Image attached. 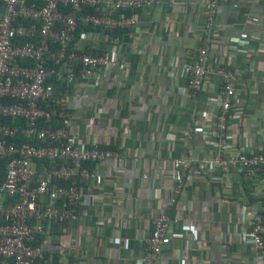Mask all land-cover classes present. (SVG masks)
<instances>
[{"label": "crops", "instance_id": "0c3cea01", "mask_svg": "<svg viewBox=\"0 0 264 264\" xmlns=\"http://www.w3.org/2000/svg\"><path fill=\"white\" fill-rule=\"evenodd\" d=\"M203 4V0H160L157 9L135 14L140 30H128L119 46L99 42L93 34L76 36L75 48L114 53L117 65L99 80L71 87L67 101L72 125L84 141L113 150L118 157L100 165L104 184H83L78 218L47 228L41 264H136L147 253L152 221L161 210L176 215L179 228L193 224L199 237L191 246L183 236L174 240L153 264H178L180 252L186 264H264V250L242 244L233 233L249 229L244 223L252 209L264 210V169L252 179L235 173L225 184L212 179L210 171L205 175L196 171L186 179L187 197L172 202L173 158L200 157L216 149L212 140L203 142L198 129L218 111L221 76L211 74L196 99L188 91V80L176 79L200 46V34L193 26L205 21ZM220 6L218 39L241 33L258 37L238 54L232 67L240 72L237 110L243 116L233 121L228 133L233 145L261 152L264 0H221ZM211 61L229 63L223 43L213 46ZM153 179L161 190L159 200L152 195ZM116 237L119 244L113 240Z\"/></svg>", "mask_w": 264, "mask_h": 264}, {"label": "built area", "instance_id": "2783aa9c", "mask_svg": "<svg viewBox=\"0 0 264 264\" xmlns=\"http://www.w3.org/2000/svg\"><path fill=\"white\" fill-rule=\"evenodd\" d=\"M203 2L205 21L193 26L200 34V46L181 66L176 79L188 80V91L196 99L211 74L221 76L218 111L198 129L203 142L212 140L216 149L200 157L173 158V203L187 197L186 179L196 171L204 175L210 171L212 179L225 184L235 173L252 179L264 169V151L252 153L233 145L228 133L233 121L243 116L237 110L240 72L232 67L238 54L246 52L258 37L241 33L236 38L218 39L215 26L221 0ZM159 4L160 0H0V264L45 261L42 239L47 228L77 219L83 184H104L100 165L118 157L113 150L84 141L72 125L73 111L67 101L71 87L86 86L92 78L99 80L117 65L114 53L97 55L75 48L79 22V35L93 34L99 42L109 41L115 47L122 38H109L108 31H139L135 12L152 11ZM87 7L96 13L86 12ZM126 11L134 14L125 16ZM220 43L228 50L226 66L211 61L212 48ZM247 134L242 132L243 137ZM260 135L264 138V129ZM156 179L151 193L159 200L162 194ZM261 210L258 206L250 212L244 223L248 230L233 231L242 244L257 250H264ZM179 226L176 215L161 210L152 221L147 253L136 264H153L182 236L189 246L198 239L193 224ZM225 232L231 233L230 224ZM113 240L121 242L118 237ZM177 258L178 264H186L181 252Z\"/></svg>", "mask_w": 264, "mask_h": 264}, {"label": "trees", "instance_id": "16d2710c", "mask_svg": "<svg viewBox=\"0 0 264 264\" xmlns=\"http://www.w3.org/2000/svg\"><path fill=\"white\" fill-rule=\"evenodd\" d=\"M85 11H86V12H92V13L95 12V13H96V11H95L94 8H88V7H87V8H85ZM137 12H139V11H137ZM137 12H135V13H137ZM133 14H134V12H132V11H126V12H125V16H132ZM116 15H117V14H116ZM81 28H82V26L80 25V22H79V24H78V26H77V28H76V35H77V36H78V34L80 33ZM87 28H88V29H92L91 26H87ZM127 31H128L127 29H114V30H110V31H108L109 38L116 37V36L122 38L124 34L128 33ZM87 51H90V48L87 49ZM92 51L94 52V54H97V55L104 53V52H102V51H95V50H92ZM5 121H6V120H5ZM56 225H58V224H56Z\"/></svg>", "mask_w": 264, "mask_h": 264}]
</instances>
